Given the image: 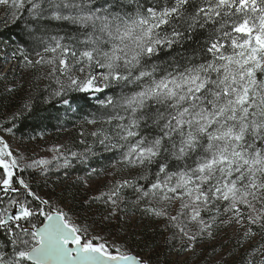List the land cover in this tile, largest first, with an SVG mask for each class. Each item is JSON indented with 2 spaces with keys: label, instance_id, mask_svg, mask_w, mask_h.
Returning <instances> with one entry per match:
<instances>
[{
  "label": "snow or ice",
  "instance_id": "snow-or-ice-1",
  "mask_svg": "<svg viewBox=\"0 0 264 264\" xmlns=\"http://www.w3.org/2000/svg\"><path fill=\"white\" fill-rule=\"evenodd\" d=\"M0 9L6 29L25 25L31 43L12 56L55 84L51 96H95L91 135L114 156L113 179L84 201L99 209L89 223L34 185L70 168L68 156L14 149L6 136L23 112L7 118L0 264H150L96 230L129 206L164 221L178 251L194 255L197 243L236 226L250 249L243 264H264V0H0ZM53 23L76 31L61 35ZM95 155L71 153L80 163Z\"/></svg>",
  "mask_w": 264,
  "mask_h": 264
},
{
  "label": "rangeland",
  "instance_id": "rangeland-1",
  "mask_svg": "<svg viewBox=\"0 0 264 264\" xmlns=\"http://www.w3.org/2000/svg\"><path fill=\"white\" fill-rule=\"evenodd\" d=\"M3 16L4 12L0 9V19H2ZM4 27V24H0V29ZM12 52L13 50H11L10 47H7L0 41V91L3 92L8 88H14L12 91L14 92L12 96L13 99L16 95L22 96V90L25 87L29 89L30 86L39 83L36 81L38 73L30 69H25L22 63L19 65L15 57L12 56ZM52 84L54 88L55 84L53 82ZM88 95L90 98H95L92 94ZM7 97L10 98L9 96ZM20 98L21 97L15 99V105L20 102ZM65 108V111L71 113L72 110L68 104H65ZM98 126L99 125H93L91 123H81L76 126L75 130L63 131L59 136L42 138L33 143L19 141L12 136H6V139L9 140L14 149L34 159H39L41 157L52 159L53 156L59 154L55 149H59L60 153L68 156L71 164L77 165L80 162L76 158H73L71 153L77 152L78 148L82 145L90 143L89 145L93 146L92 148L96 152L95 156L106 153L98 142H96L95 137L91 135L92 132L97 130ZM0 135H3V133H0ZM75 135L77 138L74 140ZM106 154L113 155L112 153ZM113 160L114 156L112 157V161L107 164L109 168L107 171L97 169L99 174L94 175L92 178L88 177V173L92 168L82 169L83 173H81V175L71 178L65 177L64 173L53 177L48 175L47 185H43V190H41L40 193L50 196L54 202H60L65 210H67L68 204H73L77 201L78 203L84 202L87 198L98 195L99 192L103 190V185L107 181L113 179V177L108 176V173L112 171L110 165ZM81 165L83 164L81 163ZM53 171H55V169H53ZM39 178H41L43 184H45L44 178L40 176ZM82 181H86L87 183H82ZM129 209V211L121 216L119 221L114 220L102 226L97 223L96 230H103L104 235L108 237L110 242L114 240L120 244L126 243L127 248L133 253L143 256L146 259L148 254H138L134 249V243L127 240L133 232L139 231L144 226H150L153 229L159 228L162 234H169L165 247V261L169 262L167 264H243L246 252L250 251L247 243H245L243 247L238 243L242 230L238 229L236 226H232L221 229L213 240L205 239L203 242L197 243L196 255L191 252H179V243L173 245L170 241L171 233L163 230L164 221H157L142 215L138 217L137 214L132 212L131 206H129ZM81 216L82 215L78 217L82 220H87L89 223H92L94 219L97 220V222L99 220L96 214L93 213L85 214L83 217ZM259 240L260 237L257 236L254 243ZM159 242L162 246L164 238Z\"/></svg>",
  "mask_w": 264,
  "mask_h": 264
},
{
  "label": "trees",
  "instance_id": "trees-1",
  "mask_svg": "<svg viewBox=\"0 0 264 264\" xmlns=\"http://www.w3.org/2000/svg\"><path fill=\"white\" fill-rule=\"evenodd\" d=\"M99 3H103V0H98ZM53 31H59L61 35L65 32H75V28L71 25H51ZM199 38V37H198ZM0 41L3 42L11 50H14L17 45L27 47L31 41L28 36L27 30L23 23L14 27H4L0 29ZM194 46V45H193ZM31 52V48L28 49ZM34 55V53H33ZM160 61H166L169 59L168 55L162 53L160 55ZM15 60L20 65L21 61L15 57ZM35 77V76H33ZM37 81V80H36ZM39 84L30 86L29 89L26 87L22 90V96L16 95L12 99L14 92L0 91V125L10 126L7 118L11 117L13 113L23 112V115L16 120L15 135L13 138L33 143L42 138L59 136L63 131L75 130L77 125L81 123H88V121L96 118L99 119L100 108L99 102L96 98H90L89 95L79 92H68L63 97H53L50 95L52 82L46 79H40ZM51 84V87L49 85ZM120 89L117 88L115 93H108V95L119 94ZM127 91V89H125ZM25 93V94H24ZM9 96L10 98H8ZM20 98V102L15 105V99ZM104 97H101L103 99ZM68 101V106L71 108V113L65 111L64 100ZM30 103V111L24 110L23 106L25 103ZM65 112V113H64ZM64 113V114H63ZM77 131V130H76ZM77 136H74V140ZM90 144V143H89ZM88 143L78 148L77 153H84L86 148L93 147ZM113 155L102 153L99 156H92L87 162L75 165L71 164V167L67 170H55L52 171L49 176H57L67 171L68 178L79 176L83 173L82 169H100L107 171L109 168L107 164L112 161ZM83 167V168H82ZM86 167V168H84ZM86 171V170H85ZM34 185H38V191L43 190V182L39 176L35 177ZM130 195V194H129ZM88 199V198H87ZM67 210L71 209L75 216L83 217L85 214L93 213L96 214L98 205L93 204L91 208H88L84 202L67 205ZM66 210V211H67ZM138 217L141 216L139 212L132 210ZM168 233H163L159 228L153 229L150 226H144L139 231L133 232L128 241H132L135 245V251L138 254H148L147 259L150 264H167L165 261V247L167 242ZM164 238L163 245H160L161 239Z\"/></svg>",
  "mask_w": 264,
  "mask_h": 264
}]
</instances>
